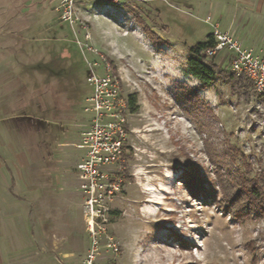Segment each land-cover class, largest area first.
<instances>
[{
	"label": "rangeland",
	"instance_id": "rangeland-1",
	"mask_svg": "<svg viewBox=\"0 0 264 264\" xmlns=\"http://www.w3.org/2000/svg\"><path fill=\"white\" fill-rule=\"evenodd\" d=\"M59 2L0 0V264H87L75 144L99 55L122 77L131 150L105 225L118 253L102 235L93 264H264V216L234 222L182 176L264 187V93L236 76L203 89L187 67L214 26L264 50L263 0H75L73 24Z\"/></svg>",
	"mask_w": 264,
	"mask_h": 264
},
{
	"label": "built area",
	"instance_id": "built-area-1",
	"mask_svg": "<svg viewBox=\"0 0 264 264\" xmlns=\"http://www.w3.org/2000/svg\"><path fill=\"white\" fill-rule=\"evenodd\" d=\"M75 0H60L55 11L60 20L73 24L76 21L73 3ZM212 47L205 49L207 58L219 53L225 55L222 62L237 78L249 82L257 93H264V57L252 48L244 47L231 34L217 26L211 30ZM86 33L84 42L89 40ZM87 51L98 54L91 46ZM98 63H88L86 82L90 94L85 99L83 111L89 116L87 129L80 135L75 148L82 154L75 166L78 192L85 228L90 240L86 263L93 264L99 248V239L105 237V247L111 253H118V244L107 234L105 225L110 214L109 205L124 188L123 165L130 154L128 97L122 91V77L114 71L109 62L99 55Z\"/></svg>",
	"mask_w": 264,
	"mask_h": 264
},
{
	"label": "trees",
	"instance_id": "trees-1",
	"mask_svg": "<svg viewBox=\"0 0 264 264\" xmlns=\"http://www.w3.org/2000/svg\"><path fill=\"white\" fill-rule=\"evenodd\" d=\"M213 44L214 40L210 33L204 42L189 47L188 71L203 89L212 86L217 79L230 82L236 80L231 71L228 73L217 68V65L212 61L215 57L207 58L205 56V49L212 47ZM246 83L251 87L249 82L246 81ZM183 96L191 100L197 98L196 91H184ZM130 103H133L132 99H130ZM127 158L126 156L125 160ZM216 175L217 183L213 184V187L218 188V192L212 193L204 191L202 179L198 177L197 173H185L182 176L192 196L211 199L218 212L228 216L234 222H243L264 216V187L260 184L259 178H246L242 174L233 175L229 172L223 174L219 171H216ZM124 177L126 178V175ZM179 241L185 243L184 240Z\"/></svg>",
	"mask_w": 264,
	"mask_h": 264
},
{
	"label": "crops",
	"instance_id": "crops-1",
	"mask_svg": "<svg viewBox=\"0 0 264 264\" xmlns=\"http://www.w3.org/2000/svg\"><path fill=\"white\" fill-rule=\"evenodd\" d=\"M264 2V0H263ZM225 31V30H223ZM243 35V34H242ZM233 36V35H232ZM234 38H236L244 47H249V48H252L257 54H259L260 56L264 57V50L261 49V46H257V45H252L250 44V42H248L247 40L245 39H239L237 38L236 36H233ZM242 38V37H241Z\"/></svg>",
	"mask_w": 264,
	"mask_h": 264
}]
</instances>
